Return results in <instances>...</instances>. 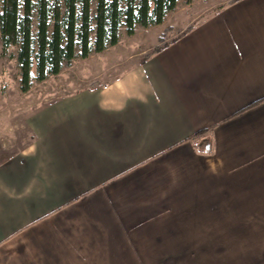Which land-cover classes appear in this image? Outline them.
I'll use <instances>...</instances> for the list:
<instances>
[{"label": "crops", "instance_id": "crops-1", "mask_svg": "<svg viewBox=\"0 0 264 264\" xmlns=\"http://www.w3.org/2000/svg\"><path fill=\"white\" fill-rule=\"evenodd\" d=\"M28 125L0 163V264H264V0Z\"/></svg>", "mask_w": 264, "mask_h": 264}, {"label": "trees", "instance_id": "trees-1", "mask_svg": "<svg viewBox=\"0 0 264 264\" xmlns=\"http://www.w3.org/2000/svg\"><path fill=\"white\" fill-rule=\"evenodd\" d=\"M92 2L2 0L1 41L5 47L18 46L22 91L30 90L33 80L58 75L78 55L86 58L116 45L123 28L133 35L138 26L161 24L179 0H96L94 14Z\"/></svg>", "mask_w": 264, "mask_h": 264}, {"label": "rangeland", "instance_id": "rangeland-1", "mask_svg": "<svg viewBox=\"0 0 264 264\" xmlns=\"http://www.w3.org/2000/svg\"><path fill=\"white\" fill-rule=\"evenodd\" d=\"M233 0H179L164 21L149 27L138 26L133 35L123 28L119 42L99 53L80 55L61 73L44 81L33 80L30 90L20 86L18 46L5 47L0 32V163L17 154L33 141L28 118L46 101L64 93L118 78L133 68L157 46L168 44L182 31ZM2 0H0V9ZM96 0L92 2V14ZM168 29V30H167ZM166 31V32H165ZM163 35V39L160 37ZM77 54L80 49L77 48ZM34 72V70H33Z\"/></svg>", "mask_w": 264, "mask_h": 264}]
</instances>
